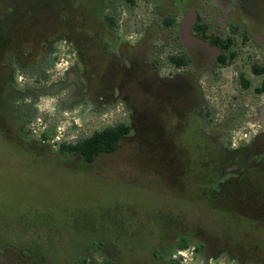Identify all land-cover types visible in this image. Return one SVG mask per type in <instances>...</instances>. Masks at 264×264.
<instances>
[{
  "label": "flooded vegetation",
  "instance_id": "flooded-vegetation-1",
  "mask_svg": "<svg viewBox=\"0 0 264 264\" xmlns=\"http://www.w3.org/2000/svg\"><path fill=\"white\" fill-rule=\"evenodd\" d=\"M2 1L1 139L22 149L64 158L68 167L92 171L126 164L135 167L139 142L149 135L166 161H177L182 145L204 154L203 162H208L203 171L208 180L201 190L210 203L264 204V189L246 180L248 168L252 165L257 170L263 159L264 101L250 116L262 125L241 143L232 133L244 118V109L239 106L217 119L206 94V82L219 81V72L236 58L237 45L254 49L258 59L249 66L251 76L236 73L239 85L264 94V0H87V8L76 6L70 17L59 21L36 16L33 10L23 16L18 8H1ZM188 12L193 13V21L185 34L182 23ZM61 40L73 55L62 75L46 85H30L33 75L46 79L48 69L58 60ZM45 96L56 98L55 109L60 115H64L62 111L74 113L76 116L64 121L69 129L81 130L74 140L55 148L49 140L62 117L44 123L42 133L35 134L36 106ZM119 104L122 117L99 123L88 134L82 132L92 124V117ZM94 135L102 146L116 139L113 148L94 151L97 140L84 143ZM62 143L80 148L64 150ZM123 145L130 152L116 155ZM90 151L92 157L88 158ZM226 208L234 211L231 206ZM121 213L125 218L126 212ZM128 214L136 216L133 211ZM167 220L162 222V232L148 231L147 236L161 238L152 243L147 240L149 244L141 251L125 244L129 237L127 241L122 238L123 228L111 237L79 245L69 264H264L260 252L248 249L207 243L208 250L207 241L192 237L189 221ZM129 235L136 234L132 230ZM184 243L187 245L180 247Z\"/></svg>",
  "mask_w": 264,
  "mask_h": 264
},
{
  "label": "rangeland",
  "instance_id": "rangeland-1",
  "mask_svg": "<svg viewBox=\"0 0 264 264\" xmlns=\"http://www.w3.org/2000/svg\"><path fill=\"white\" fill-rule=\"evenodd\" d=\"M1 3V8H18L24 12L23 16L33 10L36 16L42 14L52 21L70 17L76 6H89L87 0H77V5L74 0H3ZM57 46L58 60L48 69L46 79L42 81L33 75L30 85H46L62 75L73 55L66 50V42L61 40ZM236 50L234 61L219 72V81L206 82V94L217 119L239 106L244 109V118L235 125L232 135L237 142L245 143L262 125L250 116L256 105L264 101V94L253 93L252 87L243 89L237 81L240 72L251 76L249 66L258 60L257 52L245 45H237ZM55 99L42 97L34 119L35 134L39 135L44 123L62 117L49 140L52 148L74 140L81 132L69 129L68 121L64 120L75 114L62 111L64 115H60L55 109ZM122 112L119 104L92 117V124L82 132L88 134L99 123L114 122L122 117ZM129 149L123 145L115 154H128ZM137 152L140 157L135 167L126 164L89 171L68 167L64 158L9 145L0 138V264H69L79 245L91 239L111 237L123 228L126 232L122 238L127 241L129 237L125 244L138 252L161 238L147 236L148 231L162 232L164 220L181 218L193 226L195 240L207 241L208 250L209 244L218 243L264 256V204H212L205 199L201 187L208 180L203 171V164L208 161L203 162L206 158L201 151L182 145L177 151V161H166L160 157L153 137L148 135L139 142ZM262 158L257 170L252 165L248 168L246 180L264 189V154ZM122 211L126 212L125 218ZM128 211L136 212V216L131 217ZM132 230L135 236L129 235ZM189 257L186 252L185 262Z\"/></svg>",
  "mask_w": 264,
  "mask_h": 264
},
{
  "label": "trees",
  "instance_id": "trees-1",
  "mask_svg": "<svg viewBox=\"0 0 264 264\" xmlns=\"http://www.w3.org/2000/svg\"><path fill=\"white\" fill-rule=\"evenodd\" d=\"M243 81V80H242ZM93 140H97V147L94 148V151H103V150H107V149H112L114 144H115V140L113 141H110L107 145L105 146H102L100 143V139L98 138V135H94L93 137H89L88 139H86L84 141V143H91ZM61 148L64 149V150H68V149H78L80 148V146L78 145H72V144H65V143H62L61 144ZM92 153L93 152H88V158H91L92 157ZM187 245V243H184L183 245H181L180 247H185Z\"/></svg>",
  "mask_w": 264,
  "mask_h": 264
},
{
  "label": "water",
  "instance_id": "water-1",
  "mask_svg": "<svg viewBox=\"0 0 264 264\" xmlns=\"http://www.w3.org/2000/svg\"><path fill=\"white\" fill-rule=\"evenodd\" d=\"M192 21H193V13L192 12L186 13L182 23V31L185 34L189 32Z\"/></svg>",
  "mask_w": 264,
  "mask_h": 264
}]
</instances>
